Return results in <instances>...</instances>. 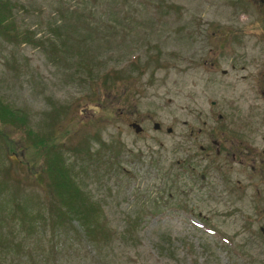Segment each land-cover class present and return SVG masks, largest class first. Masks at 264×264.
I'll return each mask as SVG.
<instances>
[{
	"label": "rangeland",
	"instance_id": "rangeland-1",
	"mask_svg": "<svg viewBox=\"0 0 264 264\" xmlns=\"http://www.w3.org/2000/svg\"><path fill=\"white\" fill-rule=\"evenodd\" d=\"M12 1L0 99L104 234L52 225L42 155L0 140V264H264V0Z\"/></svg>",
	"mask_w": 264,
	"mask_h": 264
},
{
	"label": "trees",
	"instance_id": "trees-1",
	"mask_svg": "<svg viewBox=\"0 0 264 264\" xmlns=\"http://www.w3.org/2000/svg\"><path fill=\"white\" fill-rule=\"evenodd\" d=\"M13 5L12 0H0V39L9 42L29 41L30 36L28 32L16 28L14 24L11 16ZM98 75L102 77L109 76L107 72H99ZM7 127L9 129L5 130ZM14 129L19 132V141L16 138L9 137L8 132ZM0 140H2L3 148L7 152H11L14 158L21 150L22 152L29 151V147H32L36 154L42 155L45 164L42 170L47 176V186L60 201V205L53 204V211L55 213H48V215L53 216L50 219L52 225L61 223L62 219L66 221L76 219L80 230H82L85 236L92 237L96 234H104L102 224L100 227L102 221L94 214L96 213L95 206L86 202L82 190L74 181L70 168L65 165L55 145L53 143L51 146L44 144L46 141L43 135L36 137L34 130L28 122V114L23 108L10 106L1 99ZM16 160H18L17 157ZM49 209H52V207L50 206ZM13 214L16 215V213ZM28 215L32 216L31 213H21L20 218L23 219ZM11 242L12 239L8 236L4 240L1 251L3 252V249H5L7 252L9 246L12 244Z\"/></svg>",
	"mask_w": 264,
	"mask_h": 264
},
{
	"label": "water",
	"instance_id": "water-1",
	"mask_svg": "<svg viewBox=\"0 0 264 264\" xmlns=\"http://www.w3.org/2000/svg\"><path fill=\"white\" fill-rule=\"evenodd\" d=\"M132 125L134 126V129L137 131L140 129V126L137 124V123H132ZM153 127L154 128H157L158 127V123L157 122H154L153 123ZM167 130H169V128H167Z\"/></svg>",
	"mask_w": 264,
	"mask_h": 264
},
{
	"label": "flooded vegetation",
	"instance_id": "flooded-vegetation-1",
	"mask_svg": "<svg viewBox=\"0 0 264 264\" xmlns=\"http://www.w3.org/2000/svg\"><path fill=\"white\" fill-rule=\"evenodd\" d=\"M217 151V150H216Z\"/></svg>",
	"mask_w": 264,
	"mask_h": 264
}]
</instances>
